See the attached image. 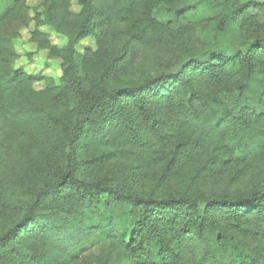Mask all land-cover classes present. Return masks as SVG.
<instances>
[{
    "label": "trees",
    "instance_id": "obj_1",
    "mask_svg": "<svg viewBox=\"0 0 264 264\" xmlns=\"http://www.w3.org/2000/svg\"><path fill=\"white\" fill-rule=\"evenodd\" d=\"M29 1L0 0V264H264V1ZM34 21L59 81L15 66ZM225 177L243 190H201Z\"/></svg>",
    "mask_w": 264,
    "mask_h": 264
},
{
    "label": "rangeland",
    "instance_id": "obj_2",
    "mask_svg": "<svg viewBox=\"0 0 264 264\" xmlns=\"http://www.w3.org/2000/svg\"><path fill=\"white\" fill-rule=\"evenodd\" d=\"M246 1H264V0H241V2ZM29 4L31 6V15L36 16L38 11H42V0H30ZM73 9L75 11L80 10V6L74 0ZM259 19L264 21V13L259 14ZM36 22H32L29 27L22 29L20 37L15 41V47L18 53V59L15 63L17 68H22L25 71L32 74L43 73L46 76L55 77L59 81L62 75V64L63 60L59 54H54L47 49H40L37 44L31 41V35L33 30H35ZM40 30L49 34L51 41L54 45L63 47L67 44V37L63 34L58 33L50 25H43L39 27ZM102 36V33L99 32ZM102 40L106 47L113 49H120L126 45L128 38L124 35L114 33L112 31L107 32ZM98 46L97 37H89L83 40L77 47L78 51L84 52L86 48L96 49ZM176 49L174 46L168 43H156L155 45H150L147 47H142L140 45H135V57L125 75L123 76V83H131L132 81L141 78V76L147 75L155 71L159 65L168 59L172 58L176 54ZM114 84H121L118 81H114ZM36 87H44V83L40 82L36 84ZM244 185L237 183H230L229 178L225 177L224 180L216 185H206L201 188L204 192H215L221 193L228 191L230 193L236 192L238 190H243Z\"/></svg>",
    "mask_w": 264,
    "mask_h": 264
}]
</instances>
